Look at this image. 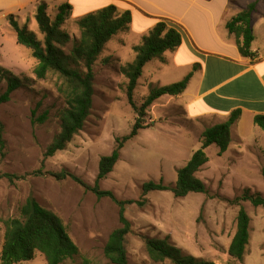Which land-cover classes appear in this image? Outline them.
<instances>
[{"label": "rangeland", "instance_id": "374dc122", "mask_svg": "<svg viewBox=\"0 0 264 264\" xmlns=\"http://www.w3.org/2000/svg\"><path fill=\"white\" fill-rule=\"evenodd\" d=\"M236 1L248 4L253 0ZM41 2L49 5L48 14L53 20L57 7L65 3L73 6L72 16L62 27L71 36L65 48L67 54L81 37L78 21L95 8L87 0H0V66L25 83L9 102L0 105L5 141L0 175L13 177L0 178V230H5L3 221L19 217L21 206L33 197L64 221L79 248V254L65 264H82L84 260L91 264H112L104 250L111 233L121 226L119 206L110 198L99 199L71 177L59 181L52 174L67 171L95 186L101 158L111 155L117 140L131 133L138 117L129 104L128 79L122 73L128 64L124 65L112 54V49L105 48L94 65L91 116L66 150L46 158L47 147L61 130L59 113L66 107L60 93L63 81L52 72L45 79L37 78L38 61L28 48L18 45L16 31L8 20L14 15L21 27L26 26L44 41L35 20ZM261 3L260 10L264 11V0ZM131 36L119 34L113 45L118 52L123 45L125 57L132 63L134 53L129 47L141 41ZM154 64H149L145 73ZM153 87L156 86L148 88V94ZM6 89L7 82L0 78V96ZM135 91L134 102L140 108L147 96ZM146 112L145 120L152 126L125 144L114 171L99 184L102 191L114 193L118 200L136 202L126 208V217L132 224V232L126 238L129 264H172L152 261L147 251L146 238L165 237L185 255L215 264H264V208L254 207L249 201L240 202L251 218L246 256L239 262L229 255L240 210L234 201L246 190L264 197V131L246 117L238 130L246 138V143L238 146L240 152L233 145L231 152L220 157L216 145L205 149L210 161L197 177L206 184L208 193L176 198L171 191H156L143 197L145 183L175 186L178 170L202 149V134L209 127L204 121L187 120L183 109L148 108ZM44 115H48L47 120L38 122ZM236 134L237 130L233 144ZM255 139L261 149L252 145ZM43 257L37 254L30 262L20 264H48Z\"/></svg>", "mask_w": 264, "mask_h": 264}, {"label": "trees", "instance_id": "16d2710c", "mask_svg": "<svg viewBox=\"0 0 264 264\" xmlns=\"http://www.w3.org/2000/svg\"><path fill=\"white\" fill-rule=\"evenodd\" d=\"M261 1L254 0L226 24L227 30L235 36L239 52L244 58L253 59L256 57V53L252 51L255 40L252 16ZM48 7L46 2L39 3L35 14V20L44 35V41L39 40L36 34L26 26L21 27L14 15L8 17L11 26L16 31L18 45L28 48L32 57L38 61L35 68L37 78L45 79L52 72L58 74L63 81L60 93L65 99L66 107L59 113L61 130L47 147L46 158L66 150L73 139L84 129L93 109L94 65L106 45L118 34L128 32L133 21L132 11L121 8L118 3H111L93 11L78 21L81 37L67 54L65 48L71 42V36L62 27L72 16L73 6L70 3H65L57 7L54 20L48 14ZM182 42V28L170 20L161 19L149 34L142 38L141 43L133 47L136 58L133 63L122 68V73L128 79L129 104L138 117L131 133L117 140L111 155L101 158L95 186L86 184L82 179L67 171L52 174L59 181L71 177L87 191L93 192L99 199L110 198L119 206L121 226L111 233L104 250L106 258L112 264H129L126 238L132 232V224L126 217V208L136 202L118 200L114 193L102 191L99 184L114 171L125 144L138 136L141 130L152 126L145 120L147 109L163 96L178 97L187 90L193 73L188 74L179 82L151 88L140 108L134 102V91L145 66L154 60L165 63V53L176 51ZM197 68L198 66L194 67L195 70ZM0 78L7 82V89L0 96V105H2L9 102L12 94L24 87L25 83L23 79L2 66H0ZM240 116L241 110H237L226 122L206 128L202 134V149L195 152L187 164L178 170L175 186H166L163 182L145 183L142 188L143 197L156 191H171L176 198H185L190 194L208 193L206 184L197 177V173L210 161L205 149L216 145L220 150V157L227 152L232 142L231 129ZM47 118L48 115L41 116L38 118V122L43 123ZM254 123L264 131V115L255 116ZM3 133L4 126L0 122L1 157H5ZM37 174L42 173L38 172ZM3 177L10 180L13 178L10 175H0V178ZM242 201H249L254 207L264 208V197L260 194H251L249 190H246L243 196L237 198L234 203L240 206ZM139 204L141 205L140 202ZM250 223L249 214L244 207L240 206L237 230L229 246V255L239 262L244 260L250 244ZM3 224L5 243L0 254L1 264L31 261L35 259L37 253L42 254L48 264H65L79 254V248L70 237L64 221L58 215L42 207L33 197L28 198L21 206L19 217L5 220ZM146 247L150 259L156 263L170 261L172 264H215L185 255L180 248L172 243L169 237L164 239L146 238ZM82 264H91V262L84 260Z\"/></svg>", "mask_w": 264, "mask_h": 264}, {"label": "crops", "instance_id": "0c3cea01", "mask_svg": "<svg viewBox=\"0 0 264 264\" xmlns=\"http://www.w3.org/2000/svg\"><path fill=\"white\" fill-rule=\"evenodd\" d=\"M87 1L94 3L95 8L92 11L111 3L130 9L133 21L126 35H132L136 40L141 41L147 36L161 19L179 25L183 32L182 45L174 52L165 53V63L159 60L150 62L149 64L155 63L154 68L145 73L144 70L149 65L147 64L135 92L142 91L148 96L151 85H170L193 73L188 88L182 95L163 96L150 109H183L187 120L204 121L209 127L226 122L233 112L241 110L240 119L231 129L232 142L227 152L233 150V145L239 150L238 146L246 143V138L238 131L243 120L246 117L254 120L255 116L264 115V11L260 10L262 1L252 16L255 35L252 51L256 53L253 59L242 57L235 36L230 34L226 24L254 0L248 4L238 3L236 0H166V3L158 0ZM114 38L106 45V50L112 49L111 53L120 58L124 65L131 64L125 57V47L121 44L120 52L114 47ZM133 47L130 46L129 50L134 53ZM135 58L134 53L133 62ZM195 66H198L197 70L194 69ZM165 101L171 104L167 105ZM235 130L237 134L233 144ZM258 142L255 139L252 145L261 149ZM0 231L1 254L5 243V230Z\"/></svg>", "mask_w": 264, "mask_h": 264}]
</instances>
